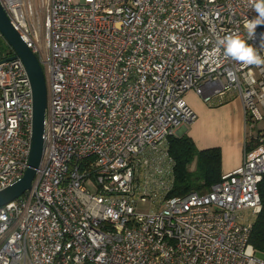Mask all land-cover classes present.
Returning <instances> with one entry per match:
<instances>
[{
	"label": "built area",
	"instance_id": "built-area-1",
	"mask_svg": "<svg viewBox=\"0 0 264 264\" xmlns=\"http://www.w3.org/2000/svg\"><path fill=\"white\" fill-rule=\"evenodd\" d=\"M40 63L47 105L31 189L0 208V264H264L249 243L260 211L264 135L209 191L168 198V139L237 99L264 120V65L205 57L256 13L248 0H0ZM249 41L260 44L264 26ZM207 40V43L205 42ZM0 60V191L27 168L32 93ZM148 203L142 213L139 204Z\"/></svg>",
	"mask_w": 264,
	"mask_h": 264
},
{
	"label": "crops",
	"instance_id": "crops-1",
	"mask_svg": "<svg viewBox=\"0 0 264 264\" xmlns=\"http://www.w3.org/2000/svg\"><path fill=\"white\" fill-rule=\"evenodd\" d=\"M185 101L195 113L196 121L178 127L175 137L187 136L198 151L218 148L221 175L240 167L244 152L251 153L255 146L253 140L259 134L264 135V120L246 131L243 109L237 99L209 108L193 92H188Z\"/></svg>",
	"mask_w": 264,
	"mask_h": 264
},
{
	"label": "trees",
	"instance_id": "trees-1",
	"mask_svg": "<svg viewBox=\"0 0 264 264\" xmlns=\"http://www.w3.org/2000/svg\"><path fill=\"white\" fill-rule=\"evenodd\" d=\"M10 54L8 48L0 60ZM168 154L174 162V182L168 198L183 197L190 193L202 194L220 181L221 153L218 148L198 151L187 136H172L168 139ZM258 189L261 206L251 227L249 243L264 261V177Z\"/></svg>",
	"mask_w": 264,
	"mask_h": 264
},
{
	"label": "water",
	"instance_id": "water-1",
	"mask_svg": "<svg viewBox=\"0 0 264 264\" xmlns=\"http://www.w3.org/2000/svg\"><path fill=\"white\" fill-rule=\"evenodd\" d=\"M0 36L13 54L11 58L4 60V62L18 59L22 63L32 93V134L27 168L23 177L18 182L0 191V208H2L14 202L31 189L36 170L39 167L42 157L47 96L45 79L40 63L11 26L1 6Z\"/></svg>",
	"mask_w": 264,
	"mask_h": 264
},
{
	"label": "clouds",
	"instance_id": "clouds-1",
	"mask_svg": "<svg viewBox=\"0 0 264 264\" xmlns=\"http://www.w3.org/2000/svg\"><path fill=\"white\" fill-rule=\"evenodd\" d=\"M248 3L256 15L244 21L247 39L238 33L217 36L211 51L205 57L208 63L219 64L222 60L231 59L244 65H264V56L257 47L249 43L256 39L258 26H264V0H248ZM261 37L264 40V33H261ZM260 48L264 49V42L260 44Z\"/></svg>",
	"mask_w": 264,
	"mask_h": 264
},
{
	"label": "rangeland",
	"instance_id": "rangeland-1",
	"mask_svg": "<svg viewBox=\"0 0 264 264\" xmlns=\"http://www.w3.org/2000/svg\"><path fill=\"white\" fill-rule=\"evenodd\" d=\"M72 2H73V4H77L78 3V0H72ZM1 37V36H0ZM2 39V38H1ZM8 45L5 43V41L2 39V41H0V58H2L5 54H6V52H7V50H8ZM10 49V48H9ZM185 127V126H184ZM191 168H192V166H191ZM149 209V205H148V203H141V204H139V206H138V208H137V210L139 211V212H142V213H145V212H147V210Z\"/></svg>",
	"mask_w": 264,
	"mask_h": 264
}]
</instances>
